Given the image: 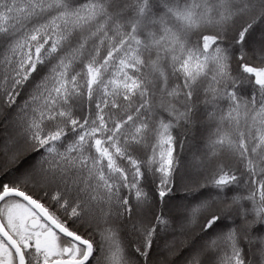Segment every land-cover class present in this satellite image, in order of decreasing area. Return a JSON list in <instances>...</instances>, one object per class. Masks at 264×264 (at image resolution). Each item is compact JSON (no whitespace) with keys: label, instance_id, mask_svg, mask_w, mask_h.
<instances>
[{"label":"snow or ice","instance_id":"1","mask_svg":"<svg viewBox=\"0 0 264 264\" xmlns=\"http://www.w3.org/2000/svg\"><path fill=\"white\" fill-rule=\"evenodd\" d=\"M0 264H264V0H0Z\"/></svg>","mask_w":264,"mask_h":264}]
</instances>
